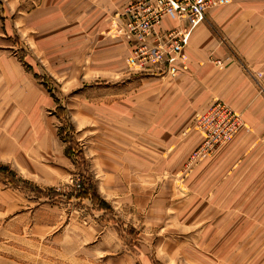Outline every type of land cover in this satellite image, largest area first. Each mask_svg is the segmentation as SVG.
Wrapping results in <instances>:
<instances>
[{"label": "rangeland", "instance_id": "rangeland-1", "mask_svg": "<svg viewBox=\"0 0 264 264\" xmlns=\"http://www.w3.org/2000/svg\"><path fill=\"white\" fill-rule=\"evenodd\" d=\"M126 5L87 0V29L74 0H0V264H264V133L218 98L205 123L213 102L160 125L161 82L183 68L132 63ZM150 87L152 112H126Z\"/></svg>", "mask_w": 264, "mask_h": 264}, {"label": "crops", "instance_id": "crops-1", "mask_svg": "<svg viewBox=\"0 0 264 264\" xmlns=\"http://www.w3.org/2000/svg\"><path fill=\"white\" fill-rule=\"evenodd\" d=\"M89 1L93 3V0ZM94 1L97 3L102 0ZM106 1L115 12L133 0ZM74 2H78L79 9L73 7V14L85 17V26L88 29L87 0ZM80 5L85 6L81 8ZM177 25L178 22L170 19H165L162 23L165 28ZM101 28L103 31L104 25H101ZM116 41L118 40L114 37L106 40L104 36L99 37L96 39L97 47L100 48L97 52L105 47H114L116 51L113 57H120ZM216 60H221L222 64H216ZM97 61L100 63L99 59ZM175 63L181 66L183 71L180 70L176 75L173 84L169 83V79L165 83L161 82L160 88L163 90H160L159 94L160 103L154 109L159 110L160 125L167 124L169 120L174 124L179 121L178 117L183 123L185 119H189L191 113L205 109L218 98L241 112L245 127L254 129L257 133L261 131V135L264 133V0H211L204 20L192 29L183 48L182 57ZM28 91L25 95L28 97L26 109L28 111L31 107V111H34L42 105L40 103L44 100L43 93L33 86H30ZM154 92L153 87L145 88L141 93L133 89L132 96L129 93L127 101L122 102L126 107L125 111L131 112L129 105L135 104L137 99L143 97L147 105L144 107V113H151L153 95H156ZM44 122L46 123V119ZM152 124V120L144 121V127ZM45 129V132H48V128ZM34 130L31 129L32 132ZM31 137L34 139L37 136ZM54 137L51 144L56 147ZM38 142L45 140L41 137ZM62 153L65 155L64 148Z\"/></svg>", "mask_w": 264, "mask_h": 264}, {"label": "built area", "instance_id": "built-area-1", "mask_svg": "<svg viewBox=\"0 0 264 264\" xmlns=\"http://www.w3.org/2000/svg\"><path fill=\"white\" fill-rule=\"evenodd\" d=\"M211 0H133L123 11L125 31L132 47L130 60L144 69L156 65L171 66L181 59L183 48L192 29L205 18ZM165 19L178 22V26L159 30ZM220 65L221 60H216ZM224 103L213 102L200 114L203 123L224 111ZM220 126H228L224 115ZM224 121V123H223ZM233 128L232 126H229ZM230 136V135H229ZM225 135V139L229 137ZM217 135L209 143L215 144Z\"/></svg>", "mask_w": 264, "mask_h": 264}, {"label": "trees", "instance_id": "trees-1", "mask_svg": "<svg viewBox=\"0 0 264 264\" xmlns=\"http://www.w3.org/2000/svg\"><path fill=\"white\" fill-rule=\"evenodd\" d=\"M60 132V131H59ZM61 133H62V130H61ZM61 133H60V136H61ZM62 138V137H61ZM63 140L64 141H69V139L67 138V137H63ZM69 143V142H68ZM65 152H66V154L68 155V156H71L72 155V153H71V151H70V147L69 146H66V148H65ZM84 191H83V193L81 194V195H86V191H85V189H83ZM92 201H95L97 204H98V208H100V209H105L106 208V206L104 205V203L103 202H97L96 201V195H93V200Z\"/></svg>", "mask_w": 264, "mask_h": 264}]
</instances>
